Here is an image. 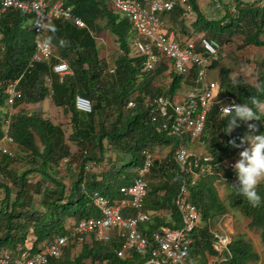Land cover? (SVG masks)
Here are the masks:
<instances>
[{"label": "trees", "instance_id": "obj_1", "mask_svg": "<svg viewBox=\"0 0 264 264\" xmlns=\"http://www.w3.org/2000/svg\"><path fill=\"white\" fill-rule=\"evenodd\" d=\"M216 1L210 0L201 10L198 0H189L197 17L193 32H204L221 45L231 42L236 35L243 36L240 48L254 46L264 50V0H221L224 9L216 8ZM69 4L74 15L82 18L87 27L78 28L62 19L52 20L44 35L54 46L53 56L50 61L37 62L33 67L29 66L35 51L31 16L15 9L0 16V110L7 100L6 84L19 79L18 88L23 96L14 105L10 130L19 145L21 158L28 164L19 173L9 168L18 153L14 158L0 153V191L3 194L0 197V256L7 254L12 259L24 250L38 251L56 235L67 233L68 220L75 223L98 216L94 193L118 198L119 188L129 184L135 176L134 170L144 163L143 151L146 149L170 148L166 158L155 159L145 208L147 211L167 209L171 214L168 221L155 216L154 223L152 220L148 223L149 228L141 226V229L149 233L159 227L182 225L175 204L181 176L176 172L177 164L172 155L178 140L158 130L162 119L151 120V101L160 95L172 97L181 87L182 77L170 73L173 82L166 86L163 83L167 71L165 64H160L152 74L142 71L143 58L134 57L131 51L133 29L130 22L114 11L106 0H70ZM233 7L235 11H232ZM167 15L172 25H181L185 29L184 7L176 6ZM103 29L117 37L118 48L122 50L116 55L113 73L109 72L112 63L101 57L95 38ZM61 62L68 63L71 73L60 81L54 66ZM261 67L257 83L242 75L232 78L229 70L224 69L220 85L239 104H246L256 114L258 120L249 122L259 128L256 134L264 133V112L259 109L264 103V57ZM157 77L162 80L156 84ZM233 80L237 83L234 84ZM77 95L92 101L93 112L77 110ZM134 95L136 106L128 108L130 97ZM49 97L56 107L70 116L68 125L56 123L44 112L28 106ZM219 107L220 104L212 107L199 139L206 154L213 158L212 163L235 156L243 149L241 139L248 133L247 126L242 124L227 134L226 120L220 115ZM71 145L77 150L73 152ZM108 152L114 157H108ZM63 161L67 163L65 171L70 177L69 185L58 177L59 164ZM88 162H95V166L107 163L109 167L98 172L85 171ZM38 176L41 178L34 180ZM235 183L234 170L220 167L199 175L195 184L190 186L191 200L198 206L203 221L193 235L195 255L203 251L218 254L213 247L215 237L211 231L216 222L212 221L224 214L239 212L249 218L248 228L258 231L264 244V183L257 187L262 198L258 207H252L237 194L233 187ZM222 188L225 199L220 193ZM76 246H80L78 254H72L73 248L68 246L62 259V256L53 258L49 264H99L105 259L108 264H137L141 261L139 256L134 259L117 256L116 251L121 246L118 236L108 243ZM226 250L222 264H247L259 258L253 242L244 233L234 234Z\"/></svg>", "mask_w": 264, "mask_h": 264}, {"label": "built area", "instance_id": "obj_2", "mask_svg": "<svg viewBox=\"0 0 264 264\" xmlns=\"http://www.w3.org/2000/svg\"><path fill=\"white\" fill-rule=\"evenodd\" d=\"M109 6L122 14L131 24L133 37L130 39L134 57H142V71L153 73L160 64L167 66L165 73L168 84L173 82L170 73L182 77L181 87L172 95H160L151 101L152 121L162 119L158 130L166 136L177 138L173 159L177 164L176 172L182 175L180 189L175 204L180 212L182 225L176 228L159 227L151 233L141 229L152 216L146 210V198L149 192V177L155 162L152 150L143 151L144 163L137 167L135 176L129 184L119 189L118 198H109L100 192L93 195L98 216L83 218L68 228V232L56 235L45 247L35 252L24 250L14 259L5 254L0 256V264H49L53 258H60L68 246L76 244L108 243L115 236L121 242L116 251L118 257L134 259L141 257L137 264H189V253L194 243V232L200 227L201 212L190 198V186L194 185L199 175L210 173L214 168L233 169L232 165L239 156L228 157L220 162H213L210 155L193 153L191 146L201 138L208 115L215 104H220L219 113L223 116V105L238 103L235 98L221 89L219 79L210 76L212 64L220 58L221 44L206 34L190 38L184 43L176 39L174 33L165 30L167 12L176 6H182L187 14L192 13L189 0H106ZM70 0H0V16L9 9L20 10L31 16L35 33V51L30 67L37 62L50 61L54 46L46 39L44 32L48 23L62 19L74 23L78 28H86V23L74 15ZM220 7V2H217ZM235 7L232 11H235ZM37 23L43 27H37ZM2 34L0 32V42ZM118 53L122 50L118 48ZM116 70L113 63L109 72ZM60 81L71 69L66 62L54 66ZM51 81V78H48ZM19 79L6 84L7 100L0 113V153L15 157L19 147L11 134L10 126L14 105L22 98L18 88ZM183 95H178V91ZM135 95L130 97L127 107L136 106ZM239 104V103H238ZM75 106L84 113L93 112L92 101L85 96L77 95ZM259 109L264 112V103ZM204 161V164L201 161ZM66 162V161H65ZM61 163L59 164V166ZM85 171L95 167V162H88ZM194 177L192 180L190 177ZM214 249L222 253L228 248L231 239L225 232L214 234Z\"/></svg>", "mask_w": 264, "mask_h": 264}, {"label": "rangeland", "instance_id": "obj_3", "mask_svg": "<svg viewBox=\"0 0 264 264\" xmlns=\"http://www.w3.org/2000/svg\"><path fill=\"white\" fill-rule=\"evenodd\" d=\"M203 1L206 4H208L210 2V0H203ZM217 2H220V7H217L215 5L216 8L225 7L221 0H218ZM105 32L103 34H104V37L106 38V41L107 40L108 41H107V43L105 42L107 47L104 46V48L101 49V57L103 59H106L107 63L113 64L115 61L116 55L119 54L117 51V47H116L117 38L113 35H109V32H106V33ZM236 37L231 42H229L225 45H221V49H220L221 57L220 58L225 56L223 59L220 60L221 65L230 68V70H231L230 76L232 78H234L235 76H238V75H242V76L247 77L250 81L257 83V81L259 79L258 78L259 72L262 71L261 61L264 57V50L261 48L257 49L254 46L240 48L242 43H243L244 37L243 36H241V37L236 36ZM111 65H110V67H111ZM211 72H212V70H211ZM219 74L221 77V73H218L215 76H217V75L219 76ZM163 75H164V73H163ZM163 75H161V77ZM161 77L155 78L156 84L161 82V80H162ZM167 81H168V79L166 77L163 81V83H165L166 86H168ZM177 94L183 95L185 93H183L182 91L179 90L177 92ZM45 100H46V102L42 105L39 103V104L28 105V106L31 107L30 109H32V110H35L38 112H41V111L44 112L45 116L52 118L53 121H55L56 123L57 122L62 123L65 126H66V124L68 125L69 124L68 121H70V116L66 115L58 107L57 108L53 107L52 100L50 97H49V100H47V98ZM67 129H68V127H67ZM66 135L69 136V131H67ZM71 146H72L71 148H72L73 152L77 150V147L75 145H71ZM191 150L193 153H196V154L207 155L206 150L204 149L203 145L199 141H195L192 144ZM169 151H170V148H168V147H157L153 151V153H154L156 158L163 159V158L167 157ZM16 153H18L17 154L18 156L17 157L15 156L16 158L13 157L14 161H12L9 164V168L15 169L17 172L20 173L27 168L28 164H27L26 160L21 158L22 155L18 149H17ZM111 155L114 157V155L111 152L107 153L108 157ZM172 155H173V153H172ZM66 164L67 163L65 161L61 162V165L58 168L59 169V176L58 177L65 184L69 185L70 181L67 178L69 176L66 174V171H65ZM107 167H109V165L106 163V165H100V166H95V167L91 168V171L98 172V171L106 169ZM39 178H41V177H39V176L35 177L34 180H37ZM149 179H150V177H149ZM223 189L224 188H222V190ZM223 195H225V194H223ZM0 197H3V194L1 191H0ZM230 215L231 216H228V217L232 218L233 224L235 225V229H234L235 232H233V234L244 233L245 237L247 239L251 240L254 243V245H256V242H258V243L260 242V237L258 235V231H256L255 229L248 228V226H247V224L249 222L248 218H246L245 216H243L239 212L237 214L231 213ZM71 222H72V220L69 221V225H71ZM230 236H231V234H230ZM79 247H77V246H75L74 248L72 247L73 249H71V250L74 251V253L72 252V254H74V255H76V253L78 254L80 250H77V249ZM63 256L60 259H62ZM86 262H89V259H87Z\"/></svg>", "mask_w": 264, "mask_h": 264}, {"label": "clouds", "instance_id": "obj_4", "mask_svg": "<svg viewBox=\"0 0 264 264\" xmlns=\"http://www.w3.org/2000/svg\"><path fill=\"white\" fill-rule=\"evenodd\" d=\"M37 27L43 26L37 23ZM51 30L55 31L54 28H51ZM233 83L236 84L237 81L233 80ZM222 105L223 116L226 120L225 132L227 134H231L242 124L246 125L248 129V133L241 139V144L246 143L248 146L240 152L239 159L232 165L236 176V183L233 184V187L236 189L237 194L245 198L252 207H258L262 202V198L258 194L257 187L264 183V133L256 134L259 132V128L257 125L249 123L258 120V117L249 106L234 102ZM228 216L231 215L228 214ZM76 245L71 247L74 248Z\"/></svg>", "mask_w": 264, "mask_h": 264}, {"label": "crops", "instance_id": "obj_5", "mask_svg": "<svg viewBox=\"0 0 264 264\" xmlns=\"http://www.w3.org/2000/svg\"><path fill=\"white\" fill-rule=\"evenodd\" d=\"M218 1V0H217ZM217 1H216V4H217ZM198 2H199V7H200V9L201 10H203V8H205V6L207 5L203 0H198ZM222 9H224V7L222 8ZM192 13L190 14V13H188L187 14V12H186V16H185V19H186V26H185V29H183L182 27H181V25H176V26H174V25H172V23H171V21L169 20V17H168V15L167 14H165L164 15V17L166 18V22H165V30L167 31V33H174L175 34V37H176V39L177 40H179L180 42H182V43H184L186 40H188V39H190V38H198V36L200 35V34H205L204 32H200V33H197V34H195L194 32H193V22L196 20V12L192 9ZM109 32V30L108 29H103L102 31H100L99 33H97L96 35H95V38H96V42H97V45L100 47V51H101V49L102 48H104V46L105 47H107V45H106V43H107V41H106V38L104 37V32ZM105 32V33H106ZM108 34V33H107ZM109 35H113L111 32H109ZM114 36V35H113ZM236 36H238V35H236ZM236 36H234L233 37V39L232 40H234L235 39V37ZM116 37V36H115ZM209 37V36H208ZM239 37V36H238ZM241 37V36H240ZM98 38V39H97ZM117 38V37H116ZM237 38V37H236ZM212 39H214V38H212ZM215 40H217V39H215ZM103 41V42H102ZM218 41V40H217ZM106 42V43H105ZM219 42V41H218ZM116 47H117V50H118V39L116 40ZM225 55V54H224ZM220 57H221V55H220ZM225 57V56H224ZM224 57H222V58H219L218 60H215L214 62H213V64H212V68H211V70H212V75L210 76L212 79H219L220 80V83H221V78L222 77H220V74H219V76L217 75V76H215L216 74H218V73H221V75H222V70H224V69H227V70H229V73L231 74V70H230V68H228V67H225V66H222L221 65V62H220V60L221 59H223ZM227 58V57H226ZM225 58V59H226ZM229 58V57H228ZM52 82V80L51 81H49V83H51ZM222 89V88H221ZM222 90H225V89H222ZM47 100H49V98H47ZM46 102V100H44V101H42V102H39L41 105L42 104H44ZM39 103H36V104H39ZM52 104H53V102H52ZM30 105H34V104H30ZM53 107H55V108H57L54 104H53ZM29 108H31V107H29ZM248 145L245 143L244 144V147H243V149H241V150H239L238 151V153H236V155L235 156H239V154H240V152L241 151H243L244 150V148H246ZM234 156V155H233ZM232 156V157H233ZM158 157V156H157ZM164 159V158H163ZM179 175V174H178ZM181 176V178H182V175H180ZM68 179H69V181H70V177H67ZM180 178V179H181ZM194 177H190V179L192 180ZM120 189V188H119ZM161 194H162V192H160ZM220 193H221V195H222V197H223V199H225L226 198V195H223V194H225L224 193V191L222 190V189H220ZM191 198V197H190ZM193 202V201H192ZM194 203V202H193ZM178 209V208H177ZM150 213H151V216H152V218H151V222H153L154 223V217L155 216H158L160 219H162V220H165V221H168L169 219H170V211L169 210H167V209H160V210H148ZM247 218V217H246ZM249 219V218H248ZM69 221L70 220H68V222H67V224H68V226H70L69 225ZM149 221V222H150ZM148 222V223H149ZM215 222H216V225L215 226H212L213 228H211V231H212V233L213 234H215V233H217V232H225L226 234H228V236L230 237V238H232V236L234 235L233 234V232H235L234 231V229H235V225L233 224V221H232V219L231 218H229L228 217V214H224L223 216H221V217H219V218H217L215 221L213 220L212 221V223H214L215 224ZM249 222H250V219H249ZM249 222H248V224H247V226L249 225ZM74 222H71V225L73 224ZM148 223H146L145 225H142V228L143 229H145V228H149V224ZM203 225V221H202V215H201V224H200V227ZM199 227V228H200ZM198 228V229H199ZM153 231V230H152ZM151 231V232H152ZM146 232V231H145ZM151 232H149V233H151ZM229 232V233H228ZM146 233H148V232H146ZM148 233V234H149ZM230 234H231V236H230ZM215 237V236H214ZM33 240L34 239H32L31 240V242H30V244L31 243H33ZM249 240V239H248ZM216 241V240H215ZM215 241L213 242V247H214V243H215ZM254 244V243H253ZM254 250L257 252V254H259V258L257 259V260H250V261H248L247 262V264H264V244L261 242V240H260V242L258 243V242H256V245H254ZM225 252H227V250L225 249L222 253H220V252H218L217 251V255L215 254H210V253H208L207 251H203V252H200V253H198V254H194V251H193V247L191 248V250H190V256H189V264H222V261H223V259H224V255L226 254ZM225 253V254H224ZM99 264H108V260H103V262L102 263H99Z\"/></svg>", "mask_w": 264, "mask_h": 264}]
</instances>
